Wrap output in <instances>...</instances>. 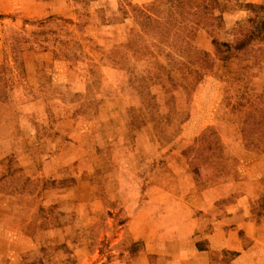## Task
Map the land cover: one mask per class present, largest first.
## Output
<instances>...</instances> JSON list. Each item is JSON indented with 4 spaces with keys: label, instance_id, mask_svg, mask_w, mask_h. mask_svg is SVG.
<instances>
[{
    "label": "rangeland",
    "instance_id": "rangeland-1",
    "mask_svg": "<svg viewBox=\"0 0 264 264\" xmlns=\"http://www.w3.org/2000/svg\"><path fill=\"white\" fill-rule=\"evenodd\" d=\"M209 1L0 0V264L226 258L244 206L214 187L264 151V0Z\"/></svg>",
    "mask_w": 264,
    "mask_h": 264
},
{
    "label": "crops",
    "instance_id": "crops-1",
    "mask_svg": "<svg viewBox=\"0 0 264 264\" xmlns=\"http://www.w3.org/2000/svg\"><path fill=\"white\" fill-rule=\"evenodd\" d=\"M244 155L250 158V162L245 161V165L241 158L236 159L239 164L242 172L246 173V169L253 168L252 172H257L256 176L248 177L245 175H238V177L226 178L221 182L215 184L214 189L216 188L217 193L214 194L213 199L219 198L221 196H226L231 193H236L238 198L243 201L244 210H240L237 214L224 216L222 221L232 225L226 228V234L224 235V241L222 248L226 252V258L222 261H218L215 264H245L247 259L244 260V257L241 255L242 252L249 250L244 249L243 241L240 240L239 234L241 231L248 232L252 229L255 232L253 236V241L250 242L249 247H253L256 250L254 257H251V262L253 264H264V194L257 193L256 201L253 206H256V212L251 217L247 216V208L252 206V201H250L251 195L248 189L250 182L255 183V186L258 184V180L264 177V151L263 152H249L247 149H244ZM250 164V165H249ZM248 186V187H247ZM252 202V203H250ZM216 230H219V227H215ZM239 254V255H238ZM245 261V262H244Z\"/></svg>",
    "mask_w": 264,
    "mask_h": 264
},
{
    "label": "trees",
    "instance_id": "trees-1",
    "mask_svg": "<svg viewBox=\"0 0 264 264\" xmlns=\"http://www.w3.org/2000/svg\"><path fill=\"white\" fill-rule=\"evenodd\" d=\"M213 2H216V5L213 4ZM220 4H221L220 0H210L209 2H205L199 5L196 10L212 15L217 5L220 6Z\"/></svg>",
    "mask_w": 264,
    "mask_h": 264
}]
</instances>
